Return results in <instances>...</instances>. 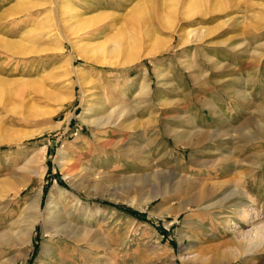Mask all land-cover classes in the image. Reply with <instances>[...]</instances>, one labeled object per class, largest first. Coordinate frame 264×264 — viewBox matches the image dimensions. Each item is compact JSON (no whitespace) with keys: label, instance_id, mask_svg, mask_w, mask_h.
Returning <instances> with one entry per match:
<instances>
[{"label":"rangeland","instance_id":"rangeland-1","mask_svg":"<svg viewBox=\"0 0 264 264\" xmlns=\"http://www.w3.org/2000/svg\"><path fill=\"white\" fill-rule=\"evenodd\" d=\"M89 109L100 126L79 117ZM227 128L199 146L192 135ZM184 132H193L191 147L181 145ZM263 133L264 0H0V264H264V244L242 249L244 234L264 223ZM62 147L70 160L60 164ZM182 159L213 162L196 169L213 175L199 182L243 173L236 216L228 207L199 229L189 221L202 217L196 211L151 214L179 200L136 207L151 190L146 177L157 167L182 175ZM55 184L87 206L88 218H72L92 239L51 241L38 221L27 247L28 203L41 189L44 208ZM45 242L50 256L41 255Z\"/></svg>","mask_w":264,"mask_h":264},{"label":"bare ground","instance_id":"bare-ground-1","mask_svg":"<svg viewBox=\"0 0 264 264\" xmlns=\"http://www.w3.org/2000/svg\"><path fill=\"white\" fill-rule=\"evenodd\" d=\"M80 21H81V19L78 18V20L75 22L74 26H76L78 23H80ZM74 26L72 28H75ZM64 40H65V38H64ZM67 42L69 43L70 40H68ZM4 45H6V47H8V48H11L13 46L16 47V45L12 46L11 44L10 45L4 44ZM72 48H77V49L79 48V50L81 51L80 54H82V55H84L85 53L86 54L88 53V52H86L85 48H82V46L79 44L76 45V43H73ZM11 49H14V48H11ZM20 50H21V48H20ZM130 55H132V54H130ZM91 58L93 59V57H91ZM127 60H128V62L132 61L133 56L127 57ZM111 63H113V62H111ZM198 79H200V78H197V80ZM119 94L121 97L124 96L123 91H121ZM229 95H231V94L229 93ZM242 98H243V103H244L247 100V97L242 96ZM203 102H205V101H203ZM104 104H105V102H103V100L101 99L99 101V103H97L98 107L94 108V111H95V109H96V111L100 110V108L104 107ZM206 105H205V107H206ZM216 106L217 105L210 104V105H207V108H209L212 111L214 116L220 117V115H222V114L220 113L219 109L216 108ZM183 107H184V104H183ZM115 110L117 111L116 108H114V111ZM89 111H90V109L86 110L85 113L80 114L79 117H81L84 122H87L90 125L93 124V126H95V127L100 126V124H102V122L100 121L101 118L99 116H94L93 112L91 113V111H93V109L90 112ZM114 111H111L108 114L109 117L112 115V113H114ZM234 113L238 114L239 112L237 110ZM184 117H186V119H187L188 116L186 115V116H183L182 118H184ZM222 117H224V116H222ZM194 119H195V117H194ZM103 121H105V119ZM223 122H225V120ZM188 124H191L190 120H189ZM222 125H226V123H222ZM191 126H192V124H191ZM225 131H226V133L224 132L223 134L221 132L220 133L214 132V135H217V136H214L212 133L204 134L205 132L204 133L201 131L197 132V130H196V133L192 132L193 134L189 133V132H184L183 133V142L181 143V145L184 148L186 146L191 147L192 145H194V141L192 140L193 139L192 135L195 136V138L197 137L198 141H197L196 145H198V146L201 145L202 143H205L206 140L211 141V139H213V138L223 137L222 139H224V137H228V136H226V134L230 130H229V128H227ZM240 133H242V132H240ZM229 135H231V134H229ZM242 135L247 136L248 134L244 133ZM226 139H228V138H226ZM250 139H253V138H250ZM255 140H257V139H255ZM44 151H45V148L40 149V152L42 154L44 153ZM58 152L59 153H58L57 159H58V161H60V164H61V161H62V164L64 162H67L69 155L67 154L66 149L64 147H62L58 150ZM202 153L206 154V152H202ZM68 160H70V159H68ZM181 161L184 164V171L182 172L183 173L182 175L176 174V173L168 171V170H163L161 168L159 169L156 166L157 169L153 173H151L149 176L146 177L148 179V183L151 187V190L149 192L142 194V196L140 197L141 198L140 203H138L136 205V207L143 210L142 205L147 204L148 202L152 201L153 198H155V197L161 198V204L162 205L169 203V202L173 201L174 199L179 200L177 203V207L170 205L167 208L159 210V212H157V213L152 211L151 214H153V215L157 214V216L161 217V216H165L168 214H172V212L175 211L174 217L176 220L178 215L181 212H185V211L190 210L191 211L190 214H192L193 211H196V212L200 213L202 215V217L200 219L195 220V221L194 220H192V221L189 220V221H190V223L192 222L193 226H195L199 229L204 228L205 219L206 220L211 219V217L209 215L217 217V220L222 219L221 215H223L224 212H226L225 209H227L228 207H230L231 210L234 212L233 216H236L235 212L237 211L238 208H241L243 206V204L246 201V197H247L245 184L248 183V181L246 180L243 173L238 174L236 176V178H234V180H232V182L231 181H221L219 183H216V182H212V183L199 182V181H202V179L210 178L213 175H212V173H210V172L208 173L206 171V172H203L204 174L202 175V177H200L197 175L196 169H199V170L208 169V168H205L204 166L211 167L209 165H212L213 162H211V163L209 161L207 163L202 162L201 165H198L199 166L198 167L195 165L192 166L191 164H190L191 166L187 165V164H186L187 165L186 166L184 163V160L182 159ZM30 162H33V158L29 162H27V164H30ZM256 164L259 165L258 163H256ZM202 167H204V168H202ZM68 169H70V168H68ZM71 170H73V169H71ZM219 170H222V169L220 168ZM42 174H43V172L38 174L40 179L42 177ZM72 178H73V176H72ZM75 179H76V177H75ZM75 179L70 180V186H72V188L77 189L78 185H76ZM142 186H144V185H142ZM66 196H70L72 199L71 200L72 204L69 207H67L66 205L64 206V204L62 203V198H65ZM40 201H41V189H38L36 191L35 195L31 198V200L28 203L29 208L32 210V214H31V216L28 217V220H27L28 225L26 226L27 229H25L26 230L25 237L27 238L25 245L27 247H30V245H31V235H32L31 231L33 230L34 223H36L38 221H41L43 223V227H42L43 233L48 238H50L51 241L54 238L56 239L59 237H63L64 238L63 242L65 244H67V241H69L70 243H74V245L79 244V243H83V245H84V243H86L88 240L92 239V237L90 236V230L87 226V222L83 220L82 224L79 223L82 226H78V224H77L78 221L76 223V221L73 220L74 214L77 215L78 211H81V213H82V215L80 216L81 218L83 216L85 218L87 217V215H86L87 206L86 205L82 206V203H80L79 198L75 194H73V193L69 192L68 190L63 189V188H61L55 184L53 189L51 190V192L48 195V199L46 201L47 205L44 208L41 207L42 204ZM234 201H236V202L233 203ZM217 209H219V210L221 209L220 212H216L215 210H217ZM188 216H190V215H188ZM188 216H187L186 221L188 220ZM247 217L249 218V216H247V214H245V212L241 215V218L239 219V221L241 220L240 221L241 225H244L246 223V221L248 220ZM235 218H237V217H234L233 220ZM254 220H256V219H254ZM225 221L226 220H224L223 223H225ZM228 223H229V221H228ZM258 224H259V226L256 225L252 229L251 232L246 233L243 236L242 249H246V252H253L255 250V248H259L260 246H262L264 244V223H258ZM23 231H21V232H23ZM180 235H181L180 241H182L186 237V234H184V232H180ZM19 236H20V234H19ZM23 240H24V238L21 241H23ZM51 241H50V243H51ZM234 241H236V240H234ZM41 246H42L41 255H43V256L49 255L50 256V254H53L52 247L49 248V245L46 242ZM77 246L79 247V249L82 250V253L93 254V252L87 246H84L83 249L81 248L80 245H77ZM50 261L51 262L53 261V263H55L54 262L55 260H50ZM57 261L59 262V260H57ZM61 261H60V263H61ZM187 261L182 260V264H188L189 262H187Z\"/></svg>","mask_w":264,"mask_h":264}]
</instances>
